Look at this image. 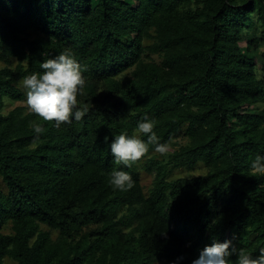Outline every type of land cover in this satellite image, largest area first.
<instances>
[{
  "label": "trees",
  "instance_id": "1",
  "mask_svg": "<svg viewBox=\"0 0 264 264\" xmlns=\"http://www.w3.org/2000/svg\"><path fill=\"white\" fill-rule=\"evenodd\" d=\"M256 44L264 45V0H0V231H11L0 234V264H192L213 240L233 237L258 256ZM65 49L86 68L83 119L56 129L25 106L4 114L6 99L26 101L24 77ZM144 115L177 149L159 160L149 146L131 168L117 165L111 141L124 132L146 141L137 129ZM32 121L46 129L36 143ZM176 169L189 175L170 179ZM113 170L127 171L134 187L114 190ZM140 170L154 175L148 193Z\"/></svg>",
  "mask_w": 264,
  "mask_h": 264
},
{
  "label": "clouds",
  "instance_id": "2",
  "mask_svg": "<svg viewBox=\"0 0 264 264\" xmlns=\"http://www.w3.org/2000/svg\"><path fill=\"white\" fill-rule=\"evenodd\" d=\"M40 68L42 73L30 74L22 81L28 110L45 122H54L56 129H60L62 124H71L73 119L81 121L89 111L87 104L78 101V96L83 95L86 86V77L83 75L86 68L74 58L70 49L44 60ZM154 123L144 115L137 124L138 132L147 137L146 141L126 132L114 136L109 146L117 165L131 168L149 152V146H154L155 152L161 155L169 152V144L160 142L154 131ZM30 127L36 134L33 141L36 143L46 129L36 121H32ZM108 142L109 137L105 136L104 143ZM250 167L264 174V156L257 155ZM108 183L119 191H128L134 187L132 176L123 170H113L109 174ZM235 239L233 237L224 242L213 240L211 245L203 248L192 264H233L230 259L233 255L237 257L234 264H264V247L259 249L258 256H254L243 248H237L233 243Z\"/></svg>",
  "mask_w": 264,
  "mask_h": 264
},
{
  "label": "rangeland",
  "instance_id": "3",
  "mask_svg": "<svg viewBox=\"0 0 264 264\" xmlns=\"http://www.w3.org/2000/svg\"><path fill=\"white\" fill-rule=\"evenodd\" d=\"M130 2L133 3L134 0H130ZM32 37H34V36H32ZM254 38H255V33H254V29H253V30H251L250 36L247 38V42L253 40ZM241 46H242L243 49H245L246 42H244ZM254 49H255V54L258 55V54H260V53H262L264 51V45L256 44L254 46ZM153 58L157 62H159V60H160L156 56L153 57ZM4 66L5 65L2 62H0V69H2ZM130 77H131V71L129 70V71H126L121 76H119V79L126 80V79H129ZM19 88H21L23 91H25V89L23 88L22 82L19 83ZM5 103H6V106H5L4 111H3L4 114H8L10 111H12L13 109H15L16 107H19V106L27 107L25 102H12V101L6 99ZM177 142H178V144H185L186 140L185 139H179ZM176 149H177L176 146H170V150H169V152L167 154L161 155V154L155 152V153L152 154V156H155L159 160H167L169 155L171 153H173L174 150H176ZM204 172H205V170L203 169V167H201V168H198V170L195 171L192 175L196 176V175L202 174ZM188 175L189 174L185 170L176 169V170H173L172 173L169 174V177H170V179H176V178L183 177V176H188ZM140 177H141V183H142V186L144 188V191L146 193H148V191L152 188L154 175L148 174L144 170H140ZM0 187L3 189V191L7 192V189H6L5 185L2 182H0ZM1 233L2 234L11 233L10 228L6 227L2 231H0V234ZM4 264H17V263L14 262L13 260L9 259V258H6L5 261H4Z\"/></svg>",
  "mask_w": 264,
  "mask_h": 264
}]
</instances>
